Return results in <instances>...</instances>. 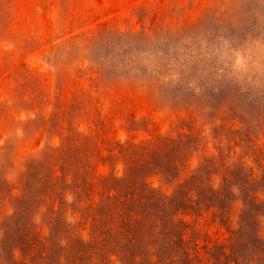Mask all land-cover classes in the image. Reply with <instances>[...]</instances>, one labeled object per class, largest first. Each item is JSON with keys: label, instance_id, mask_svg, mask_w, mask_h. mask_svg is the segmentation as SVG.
I'll use <instances>...</instances> for the list:
<instances>
[{"label": "rangeland", "instance_id": "rangeland-1", "mask_svg": "<svg viewBox=\"0 0 264 264\" xmlns=\"http://www.w3.org/2000/svg\"><path fill=\"white\" fill-rule=\"evenodd\" d=\"M0 264H264V0H0Z\"/></svg>", "mask_w": 264, "mask_h": 264}, {"label": "crops", "instance_id": "crops-1", "mask_svg": "<svg viewBox=\"0 0 264 264\" xmlns=\"http://www.w3.org/2000/svg\"><path fill=\"white\" fill-rule=\"evenodd\" d=\"M128 5V4H127ZM120 6V5H119ZM119 8V7H118ZM121 8H122V6H121ZM119 11H120V8L118 9ZM121 10H124L123 8L121 9ZM198 22H203V24H200L201 25V27H202V31H199V29H198V31H196V27H195V29H192L191 31H188V27H185V26H188L189 24H187V23H185L184 22V28L182 29V34L183 33H185V35L187 36L188 34L190 35V36H192V33H195L193 36H192V38H193V42H195V41H199V39H203V37H204V35H205V32H206V30H209V25L208 26H205V24H212V25H220L219 23L217 24V23H213V21H212V19L211 18H205V19H198L197 20ZM196 20L194 21V24L197 22ZM177 22H179V20H177ZM194 24H190L189 26H193ZM201 29V28H200ZM218 31V32H217ZM216 31V33H218V34H216L215 33V37L216 36H218L219 35V32H220V29L218 28V30ZM189 40V39H188ZM58 42V41H57ZM42 53V51H40V50H38V51H35L34 53H33V55H32V53L29 55V57H28V60L26 61L27 62V68H29V69H32L31 67H32V65H30V63H31V61L33 60V59H37L38 58V56H40V54ZM147 57L150 59V60H152L151 59V54H149V53H147ZM147 58V62L149 61V63H152L153 61H150L149 59ZM148 63V65H149V68H151V65ZM154 66V65H153ZM37 67H38V69H47V67L46 66H43L41 63H39V65H37ZM190 69V68H189Z\"/></svg>", "mask_w": 264, "mask_h": 264}]
</instances>
